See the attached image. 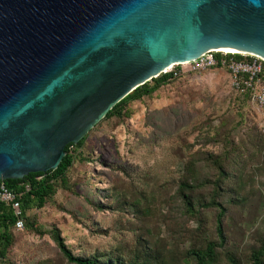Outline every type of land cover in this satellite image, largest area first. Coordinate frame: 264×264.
I'll list each match as a JSON object with an SVG mask.
<instances>
[{"label": "rangeland", "instance_id": "1", "mask_svg": "<svg viewBox=\"0 0 264 264\" xmlns=\"http://www.w3.org/2000/svg\"><path fill=\"white\" fill-rule=\"evenodd\" d=\"M188 69L172 66L175 77L83 136L75 189L56 183L42 209L10 227L0 264H70L56 234L99 264H193L188 252L208 244L211 264H251L264 245V109L225 70Z\"/></svg>", "mask_w": 264, "mask_h": 264}, {"label": "water", "instance_id": "2", "mask_svg": "<svg viewBox=\"0 0 264 264\" xmlns=\"http://www.w3.org/2000/svg\"><path fill=\"white\" fill-rule=\"evenodd\" d=\"M211 50L264 60V0H0V183L53 171L131 91Z\"/></svg>", "mask_w": 264, "mask_h": 264}, {"label": "trees", "instance_id": "3", "mask_svg": "<svg viewBox=\"0 0 264 264\" xmlns=\"http://www.w3.org/2000/svg\"><path fill=\"white\" fill-rule=\"evenodd\" d=\"M235 58L239 59L238 55H234ZM176 75L171 72H166L159 75L156 78L142 84L135 88L122 100L116 103L102 119L119 118L124 114L125 106L129 102L138 101L143 97H147L154 93L160 86L167 83L168 80L175 77ZM84 143V137H82L75 145H69L64 149V156L57 165L56 169L48 172L45 175L29 178L17 184H5L0 183L2 186L10 190L19 196L17 202L19 204L20 214L15 216L9 206L0 203V258L4 256L5 250L9 245L10 236L7 233L10 227H14L15 221L18 219L22 222V227L27 217L29 210H40L44 205L51 199L56 192L55 184L58 183L60 188L67 192L71 186L72 190L75 189L76 185L69 182L72 175L78 171V162H74L73 152L82 147ZM78 159V157H77ZM74 172V173H73ZM72 184V185H71ZM27 186V190L24 187ZM70 188V189H71ZM73 192V191H72ZM223 216V209L219 207L218 213L215 217V233L217 238L222 241V224L221 218ZM56 245L64 257V259L70 264H99L95 260L83 259L80 257H74L63 245L62 240L59 236L55 235ZM264 254V245L253 251L250 255L251 264H262L261 257ZM188 255L193 258V264H211L214 258L213 247L208 244L205 250H191Z\"/></svg>", "mask_w": 264, "mask_h": 264}, {"label": "built area", "instance_id": "4", "mask_svg": "<svg viewBox=\"0 0 264 264\" xmlns=\"http://www.w3.org/2000/svg\"><path fill=\"white\" fill-rule=\"evenodd\" d=\"M234 55H238L240 58L237 59ZM184 64L189 66V71L197 72L205 69L225 70L229 77L230 85L235 92L245 96L249 102L258 108L264 109V60L243 54L209 51ZM174 74L176 75V73ZM27 189V186H25L24 190ZM18 196V194L5 189L0 184V203L9 206L15 216L20 214L17 202ZM14 228L21 229L22 222L17 219L14 223Z\"/></svg>", "mask_w": 264, "mask_h": 264}, {"label": "bare ground", "instance_id": "5", "mask_svg": "<svg viewBox=\"0 0 264 264\" xmlns=\"http://www.w3.org/2000/svg\"><path fill=\"white\" fill-rule=\"evenodd\" d=\"M211 51L222 52V51H217V50H211ZM222 53H227V52H222ZM233 54H236V53H233Z\"/></svg>", "mask_w": 264, "mask_h": 264}]
</instances>
